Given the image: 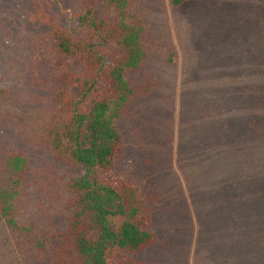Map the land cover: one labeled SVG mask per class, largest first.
Returning a JSON list of instances; mask_svg holds the SVG:
<instances>
[{
	"label": "rangeland",
	"instance_id": "374dc122",
	"mask_svg": "<svg viewBox=\"0 0 264 264\" xmlns=\"http://www.w3.org/2000/svg\"><path fill=\"white\" fill-rule=\"evenodd\" d=\"M82 1L53 0L76 31ZM93 1L97 17L109 14V0ZM127 9L144 27L147 57L129 74L137 94L119 124L134 179L160 198L158 240L139 258L264 264V0H188L177 9L172 0H129ZM25 12L22 0H0V186L11 159L26 157L19 218L52 246L73 210L67 183L85 169L50 144L56 56ZM20 244L0 224V264H28Z\"/></svg>",
	"mask_w": 264,
	"mask_h": 264
},
{
	"label": "trees",
	"instance_id": "16d2710c",
	"mask_svg": "<svg viewBox=\"0 0 264 264\" xmlns=\"http://www.w3.org/2000/svg\"><path fill=\"white\" fill-rule=\"evenodd\" d=\"M22 1L26 17L52 39L56 56L53 99L59 117L49 127L50 144L59 159L85 172L67 183L73 210L51 246L20 221L18 199L29 165L26 157H13L10 177L0 186V224L21 242L28 264H152L139 253L158 240L153 215L160 198L134 179L137 167L119 124L137 94L129 74L147 57L144 27L128 19L129 0H109L104 17L96 16L93 0H83L74 9L78 31L60 21L53 0ZM187 1L172 0V6Z\"/></svg>",
	"mask_w": 264,
	"mask_h": 264
}]
</instances>
